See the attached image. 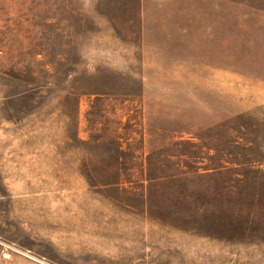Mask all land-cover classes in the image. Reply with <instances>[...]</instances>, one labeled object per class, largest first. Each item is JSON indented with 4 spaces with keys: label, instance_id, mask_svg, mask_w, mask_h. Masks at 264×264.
I'll return each mask as SVG.
<instances>
[{
    "label": "rangeland",
    "instance_id": "374dc122",
    "mask_svg": "<svg viewBox=\"0 0 264 264\" xmlns=\"http://www.w3.org/2000/svg\"><path fill=\"white\" fill-rule=\"evenodd\" d=\"M0 264H264V0H0Z\"/></svg>",
    "mask_w": 264,
    "mask_h": 264
}]
</instances>
